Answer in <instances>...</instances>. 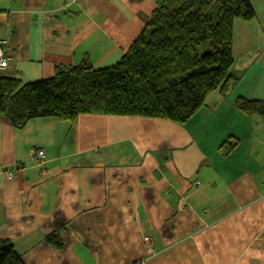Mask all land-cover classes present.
Instances as JSON below:
<instances>
[{"label": "crops", "instance_id": "1", "mask_svg": "<svg viewBox=\"0 0 264 264\" xmlns=\"http://www.w3.org/2000/svg\"><path fill=\"white\" fill-rule=\"evenodd\" d=\"M249 2L255 18L232 22L230 86L182 126L79 115L17 129L0 116V240L25 264H264V119L235 107L264 101V0ZM154 9L152 0H0L12 59L0 75L23 85L57 67L110 68Z\"/></svg>", "mask_w": 264, "mask_h": 264}, {"label": "trees", "instance_id": "2", "mask_svg": "<svg viewBox=\"0 0 264 264\" xmlns=\"http://www.w3.org/2000/svg\"><path fill=\"white\" fill-rule=\"evenodd\" d=\"M147 25L114 66L87 63L54 70L51 78L21 85L0 75V116L17 129L29 121L57 118L73 124L79 115L145 117L184 125L208 94L230 86L232 22L251 21L249 0H152ZM212 42V51L196 47ZM245 117L264 119V101L237 100ZM60 246L56 235L47 237ZM0 264H25L11 243L0 240Z\"/></svg>", "mask_w": 264, "mask_h": 264}, {"label": "built area", "instance_id": "3", "mask_svg": "<svg viewBox=\"0 0 264 264\" xmlns=\"http://www.w3.org/2000/svg\"><path fill=\"white\" fill-rule=\"evenodd\" d=\"M4 43L0 40V71L5 70L11 62V56L3 49ZM36 156L39 160V166L43 163L44 154L42 151H37ZM8 175L10 173L8 172ZM144 241L149 244V238H144Z\"/></svg>", "mask_w": 264, "mask_h": 264}, {"label": "rangeland", "instance_id": "4", "mask_svg": "<svg viewBox=\"0 0 264 264\" xmlns=\"http://www.w3.org/2000/svg\"><path fill=\"white\" fill-rule=\"evenodd\" d=\"M179 3H180V0H169L166 5L168 8L172 9V8H175L176 6H178ZM210 51H212V42L211 41L203 42L196 47V52L199 55L204 54L206 52H210Z\"/></svg>", "mask_w": 264, "mask_h": 264}, {"label": "bare ground", "instance_id": "5", "mask_svg": "<svg viewBox=\"0 0 264 264\" xmlns=\"http://www.w3.org/2000/svg\"><path fill=\"white\" fill-rule=\"evenodd\" d=\"M144 238H148V237H144ZM144 238H143V242L145 243V245H147V246H148V243H146V242L144 241Z\"/></svg>", "mask_w": 264, "mask_h": 264}]
</instances>
